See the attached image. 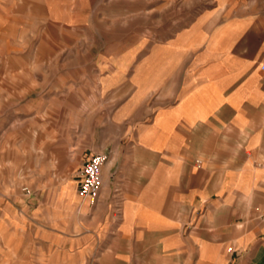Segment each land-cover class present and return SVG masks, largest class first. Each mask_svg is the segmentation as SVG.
<instances>
[{"label": "crops", "instance_id": "0c3cea01", "mask_svg": "<svg viewBox=\"0 0 264 264\" xmlns=\"http://www.w3.org/2000/svg\"><path fill=\"white\" fill-rule=\"evenodd\" d=\"M174 1L154 9L171 55L102 85L115 130L64 261L264 264V0Z\"/></svg>", "mask_w": 264, "mask_h": 264}, {"label": "rangeland", "instance_id": "374dc122", "mask_svg": "<svg viewBox=\"0 0 264 264\" xmlns=\"http://www.w3.org/2000/svg\"><path fill=\"white\" fill-rule=\"evenodd\" d=\"M168 2L0 0V264H75L64 261L80 199L69 184L115 130L102 85L144 55L150 69L171 55L154 30Z\"/></svg>", "mask_w": 264, "mask_h": 264}, {"label": "built area", "instance_id": "2783aa9c", "mask_svg": "<svg viewBox=\"0 0 264 264\" xmlns=\"http://www.w3.org/2000/svg\"><path fill=\"white\" fill-rule=\"evenodd\" d=\"M106 161V155L102 152L89 154L80 164L77 179L76 192L80 198L93 202L99 192L101 184V167ZM21 191L29 194V188L22 186Z\"/></svg>", "mask_w": 264, "mask_h": 264}]
</instances>
